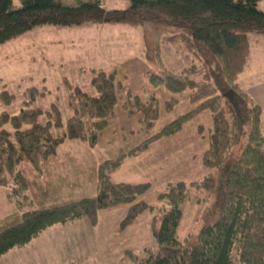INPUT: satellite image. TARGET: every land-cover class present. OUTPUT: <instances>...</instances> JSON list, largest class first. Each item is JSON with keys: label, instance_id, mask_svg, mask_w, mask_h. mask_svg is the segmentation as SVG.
Instances as JSON below:
<instances>
[{"label": "trees", "instance_id": "trees-1", "mask_svg": "<svg viewBox=\"0 0 264 264\" xmlns=\"http://www.w3.org/2000/svg\"><path fill=\"white\" fill-rule=\"evenodd\" d=\"M14 1L0 0V44L47 25L117 21L149 29L160 73L150 76L147 102L128 92L123 102L125 115L137 118L142 127L155 125L162 119L159 91L172 96L163 104L167 111L182 99L188 100L189 108L127 153L101 163L95 197L35 209L25 168L42 178L43 165L52 164L69 140L84 141L94 148L116 114L123 85L116 73L100 70L92 79L97 96L79 87L72 91L69 106L73 112L67 122L56 104L51 110L35 108L46 93L36 87L28 89L19 113L0 115V188L19 211L32 203L19 223L0 232V259L30 246L54 227L83 219L97 227L100 211L127 206L121 229L144 212H157L152 233L158 250L146 248L142 258L127 251L134 264H236L235 255L238 264H264L263 109L239 82L250 64L251 35L264 36V11L259 8L263 0H128L126 10L107 9L102 0H76L75 4L21 0L18 7ZM167 43H178L194 60L177 70L168 68L161 47ZM1 99L9 106L14 97L3 91ZM206 112L211 115L212 128L201 162L208 172L198 181L168 185L159 196L165 207L151 206L142 199L151 189L150 182L113 180L128 158L177 135ZM203 129L199 126L200 134ZM193 190L192 200L202 203L209 199L210 204L199 218L200 230L179 240L183 207Z\"/></svg>", "mask_w": 264, "mask_h": 264}, {"label": "rangeland", "instance_id": "rangeland-1", "mask_svg": "<svg viewBox=\"0 0 264 264\" xmlns=\"http://www.w3.org/2000/svg\"><path fill=\"white\" fill-rule=\"evenodd\" d=\"M62 1L66 4L76 2ZM102 4L107 9L121 10H126L130 5L128 0H102ZM14 5L21 6V0H15ZM259 8L264 11V0L260 2ZM253 35L256 33L251 35L252 42L257 38ZM155 45L149 29L117 21L90 22L72 27L47 25L0 44V115L3 112L10 115L19 113L24 105L26 91L36 87L44 90L46 95L33 106L51 110L52 105L56 104L63 121L67 122L73 112L69 106L72 91L79 87L89 95L97 96L92 79L100 70L107 74L116 73L123 85V97L117 104L116 114L94 148L84 141L69 140L60 147L57 156L51 160L52 164L47 162V166L43 165L42 178L33 176L31 170L25 168L24 172L30 180L28 195L33 208L45 209L95 197L98 166L101 163L127 153L188 110V100L182 99L180 105L167 111L163 104L172 96L169 92L159 91L162 119L155 125L142 127L137 118L130 119L125 115L123 102L128 92L140 95L143 102L149 99V88H152L149 84L150 76L160 73L155 60ZM161 47L164 62L170 69H180L194 60V56L178 43H167ZM252 48L256 52V41ZM3 91H8L14 97L9 106L1 99ZM41 119L46 122L45 117ZM199 126L204 128L202 134L199 133ZM211 128L210 113H203L177 135L161 139L147 152L128 158L113 175V180L134 184L150 182L151 189L142 199L151 206L165 207V202H160L159 196L167 190L168 185L198 181L207 174L201 156L208 147ZM1 190L7 198V191L3 188ZM193 192L190 201L183 207V218L177 232L179 240L200 230L199 218L210 204L209 199L202 203L192 200L196 194L195 190ZM9 204L13 207L12 211L0 198V232L19 223L22 212L30 210L32 205L30 203L19 211L13 204ZM127 208L121 206L99 212V224L93 232V235H97L99 247L88 243L84 249L85 246L80 245L82 250L75 253V264H134L127 258V251L142 258L146 248L155 252L158 250L152 233L153 219L157 212H144L131 225L121 229ZM46 237V245L41 250L50 259L47 264H57L58 260L61 262L64 258L58 248V241L50 239L57 236ZM26 249L11 251L0 259V264H31L34 254L40 248L34 252ZM234 257L238 264L236 255Z\"/></svg>", "mask_w": 264, "mask_h": 264}, {"label": "crops", "instance_id": "crops-1", "mask_svg": "<svg viewBox=\"0 0 264 264\" xmlns=\"http://www.w3.org/2000/svg\"><path fill=\"white\" fill-rule=\"evenodd\" d=\"M255 41L257 46L256 52L252 48V45ZM251 44V53L249 57L250 64L247 70L240 76L239 82L249 94V96L262 107V120L264 130V36H257V38L254 39ZM0 198L5 201V206L9 209V211H12L13 207H11V205L7 201V198L5 197L3 191L0 192ZM123 212L125 213V210ZM86 220L87 219H83L67 225L54 227L43 233L30 246L26 247V250H28V252H34L36 249L40 248L39 252L35 253L32 258L34 264H47L50 260L45 257V251L41 250V248L46 245V236H48L49 238L51 236H57L54 238H50L51 240L58 241V248L64 254V258L61 259V262L58 260L57 264H75V253L82 250V248L80 249V245L82 244L85 246L84 249L87 248L86 245L88 243L92 244L93 247L96 245L97 247H99L97 242V235H93V232H95L94 229L97 227H93L90 221ZM36 241L37 243L35 244ZM33 262L31 264H33Z\"/></svg>", "mask_w": 264, "mask_h": 264}]
</instances>
